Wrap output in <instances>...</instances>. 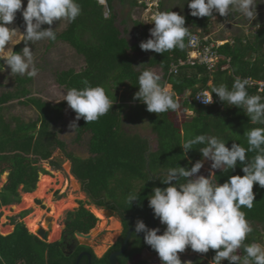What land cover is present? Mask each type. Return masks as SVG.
Masks as SVG:
<instances>
[{"label":"trees","instance_id":"1","mask_svg":"<svg viewBox=\"0 0 264 264\" xmlns=\"http://www.w3.org/2000/svg\"><path fill=\"white\" fill-rule=\"evenodd\" d=\"M78 0L82 8L81 15L74 22H67L66 28L57 34L55 41H49L50 46L56 41L68 43L84 59V67L80 71L67 69L56 74V82L65 90L83 88L85 79L91 86H102L112 100L113 106L109 112L97 121L87 124L84 119L78 122L76 141H81L84 135L88 138L90 156L86 159L66 151V144L59 138V132L53 129L64 116L66 102L52 104L33 95L32 78L16 75V85L12 92L0 95V176L9 171L8 182L0 192V208L20 201L19 188L23 186L26 193L36 189L41 170L37 164L50 160L56 149L66 153L72 162V173L82 183L86 195L99 207L118 210L120 215L135 227L136 221L143 220L152 228L150 218L151 208L148 197L155 187L166 188L162 183L163 175L171 167L182 166L190 170L197 161L204 158L195 145L187 154L184 153L182 140L196 135L207 134L216 136L227 143H240L248 147L245 132L254 127L264 125L253 124L243 109L227 105L213 93L214 103L211 106L198 105L194 100L199 91H210L215 86L226 84L231 88L235 78H251L264 81V25L250 41L235 39L234 43L219 46L217 53L223 56L215 72H210L205 66L180 67L177 74H171L173 64L187 58V42L198 33L201 38H207L212 31L209 17H194L189 12L185 17V27L190 36L185 37V48L174 49L163 54L152 51L146 60H140L142 53L140 43L149 37L150 29L141 21H134L133 29L126 26V21L118 22L115 13V3L134 9L139 0ZM145 8V5H142ZM161 11H172L160 3ZM105 13L108 18L105 19ZM125 26V27H122ZM43 28H47L45 25ZM133 41H131V36ZM208 43H213L208 38ZM25 44V43H24ZM23 46H16V52L22 51ZM259 55L255 60L246 59L250 52ZM2 63V62H0ZM229 67L224 70L223 67ZM159 68L162 71V82L172 86V92L186 110L193 115L183 123V134L176 126L175 118L169 117L172 111L153 114L147 111V106L134 99L139 91L138 76L145 69ZM231 70V73L229 71ZM213 77L214 85L208 83ZM125 92H124V91ZM123 92V94H121ZM250 95H260L257 86H248ZM121 94V95H120ZM18 101L23 106L33 107L38 112L34 121H25L20 117L6 114V105ZM7 115V116H6ZM147 119L152 131L158 137V149L149 156L152 149L149 138L137 131V124ZM125 123L133 125L127 130ZM177 123V122H176ZM135 129V131H134ZM256 153L249 152L251 159ZM60 168L57 162H51ZM243 164L238 162L235 169L218 170L213 179L216 183L227 182L230 176H243ZM137 181L136 185L130 183ZM139 182V183H138ZM181 182H184L181 180ZM147 183V184H145ZM173 183H176L175 181ZM116 185V187H115ZM136 193L138 200L130 204L127 197ZM255 201L252 209L242 207L246 219L253 227L245 243L262 244L264 239V188L258 184L253 187ZM122 199V200H121ZM22 217L26 215L21 214ZM14 231L7 236L0 234V264H76L75 258L70 262L62 254L61 243H45L31 234L26 226L12 219ZM97 218L83 206L69 213L66 231L71 234L89 233L95 228ZM156 228L163 231L166 226ZM126 227L127 226V222ZM143 234V233H141ZM129 249L119 258L120 264H142L135 262L136 256H141L147 244L137 234H133ZM144 236V234H143ZM216 250L210 249L207 257L214 258ZM244 257L243 248L238 250ZM182 261V260H181ZM94 264H109L105 260L95 259ZM182 264H186L182 261ZM191 264H207L202 258H196ZM222 264H229L228 260Z\"/></svg>","mask_w":264,"mask_h":264},{"label":"clouds","instance_id":"2","mask_svg":"<svg viewBox=\"0 0 264 264\" xmlns=\"http://www.w3.org/2000/svg\"><path fill=\"white\" fill-rule=\"evenodd\" d=\"M99 2L103 4L105 0ZM187 3L194 17L215 18L214 13L225 17L229 13H239L253 21L257 16L256 0H187ZM21 10L26 25L23 32L8 26ZM81 12L78 0H27L26 8L23 7V0H0V72L5 71L6 65L12 76L37 77L39 69L34 51L27 46L28 42L35 45L40 41H55L57 28L54 30L42 26H51L56 21L60 22L59 26L65 21L74 22ZM145 19L146 23L154 24V27L150 29V38L140 43L142 50L163 54L185 48V37L190 34L185 27L184 16L174 11H158L147 15ZM21 42L26 46L20 52L14 51V46ZM188 53L187 49V57ZM82 83L83 88H71L61 99L76 113L75 121L69 125L73 129L78 128L80 119H84L87 124L95 122L113 106L102 86H91L86 79ZM138 85L139 91L135 93L134 99L145 104L148 112L162 114L180 107L175 94L166 82H162L157 72L150 69L142 71L138 76ZM248 86V79L237 77L231 88L220 84L213 87L211 93L204 91L196 98L202 99L204 104H211L215 93L220 101L243 109L251 123L264 125V98L250 95ZM244 136L247 148L235 142L229 148L224 140L207 134L181 141L180 146L185 154L195 145H204L199 151L204 160L212 161L213 170L235 169L241 162L245 175L230 176L227 182L216 183L214 171L208 177L197 175L203 167V161H197L190 170L182 166L171 167L163 174L165 178L162 183L169 186L155 187L148 197L154 216L166 226L163 234H158L160 228H149L143 220L138 219L135 224V232L144 234V243L158 253L162 264H182L179 253L189 246L194 252L202 254L208 253L210 249L216 250L211 264H222L224 260H228L229 264H264V246L245 243L253 227L241 210L242 207L252 209L255 184L264 188V127H254L246 131ZM249 152L256 154L249 159L246 155ZM136 200L138 195L134 192L127 197L130 204ZM241 248L243 259L237 254Z\"/></svg>","mask_w":264,"mask_h":264},{"label":"rangeland","instance_id":"3","mask_svg":"<svg viewBox=\"0 0 264 264\" xmlns=\"http://www.w3.org/2000/svg\"><path fill=\"white\" fill-rule=\"evenodd\" d=\"M143 1L144 0H139V4ZM160 1L164 2L165 8L177 12L180 15L185 14L190 10L187 0ZM256 3L257 16L253 21L245 19L238 13L240 18L245 19V24H253L255 20H262L264 17V0H256ZM26 6L27 0H23V7L26 8ZM114 7L115 13L118 16V22L120 23L122 20H125L127 23L126 26L130 30L133 29L134 21H141L147 25L149 29H151L154 27V24L146 23L147 21L145 17L155 13L156 11H161L160 9H154L151 11L150 9L142 7L141 4L134 9H130L127 5H120L119 2H116ZM229 14L232 15V13ZM233 22L235 23L236 20ZM59 24L60 22L56 21L51 26L47 24H45V26L47 28L52 27L54 30L57 28V34H60L66 28L67 21L62 22L60 26ZM8 26L10 28H17L21 32L25 31L26 25L22 16V10L17 12L15 21ZM122 27L125 26L122 25ZM130 36L131 41H133L132 35ZM149 38L150 34L147 39ZM147 39L142 41H146ZM49 41L50 40L40 41L35 45H33L31 42H28L27 46L31 47L34 51L36 66L39 69L38 76L32 78L31 89L34 96L40 97L52 104H58L60 102H66L62 101L61 99L63 98V94L67 91L65 88L57 84L56 74L60 71L70 68L80 71L84 67L85 63L83 57L79 55L68 43L56 41L54 44H52V46H50ZM20 44H22L23 47L26 46L24 42H21ZM16 46L17 45L14 46L13 50H15ZM151 53L152 50H142V53L139 54L140 60H146L151 56ZM153 71L162 76V72L159 69H153ZM15 78L16 76L11 75L10 68L5 65V71L0 72V95L8 91L12 92L14 90L16 85ZM121 93L123 94V92ZM6 108L7 115L20 117L27 122L34 121L38 118V112L35 108L23 106L18 103V101L7 104ZM188 115L189 114L187 111L183 114L179 110L177 113L173 114L172 117L175 118L176 122L178 123V127H181V122L188 119ZM75 117L76 113L67 104L64 109L63 119L58 124L53 126V129L59 132V138L66 144V151L68 153H73L81 158L86 159L90 156L88 150L89 137L84 135L81 141L75 140L77 134L76 129L69 127V125L75 121ZM146 122L147 121L144 120L143 123L145 124L137 126V131L144 137L151 139L150 145L152 149L149 153V156H151L158 149V138L152 132L151 127ZM127 128L131 129V126H128ZM51 162L59 163L60 168L54 167ZM211 164V160H203V167L197 175H204L205 177H208L210 172L218 171L213 170L211 168ZM37 166L40 167L41 170H44V172L41 171L39 173L36 189L31 193H26L23 189V186H21L19 188L20 201L18 203L0 208V234L7 236L14 231L15 226L13 225L12 219L23 222L29 232L33 233L41 221L43 224H45L44 219L46 217H50L53 220V229L52 236L49 238V242L52 244L59 241L60 239V233L64 228L67 213L78 210L81 206H83L98 219L97 225L94 228L95 232L97 233L93 234V239L97 240V237H99V243L103 245H107L106 243L112 238L116 239L120 231L119 225L115 222L117 218L111 217L112 222L109 221L107 216L100 212L93 202L90 201L82 188L77 186L78 181L74 180V176L72 174V162L67 158L64 151L61 149H56L50 160L40 161ZM8 178L9 171H6L0 176V192L7 184ZM137 181L139 180H135L133 182L131 181L130 183L136 185ZM25 212L26 215L22 217L21 214ZM109 222L112 223L110 224V227L107 226ZM101 239H104V242H102ZM112 241H114V239ZM261 245L264 246V239L262 240ZM100 247H102V245ZM102 248H105V246ZM179 256L180 259L185 263L189 261L192 263L196 258H202L207 264H211V261L213 260L211 257H207V253L202 254L194 252L190 246L186 248L184 252L179 253ZM134 261L142 262V264H162L158 253L150 252H144L141 256L135 257Z\"/></svg>","mask_w":264,"mask_h":264},{"label":"flooded vegetation","instance_id":"4","mask_svg":"<svg viewBox=\"0 0 264 264\" xmlns=\"http://www.w3.org/2000/svg\"><path fill=\"white\" fill-rule=\"evenodd\" d=\"M74 180L75 181L77 180L78 183L81 184V188L84 191L82 183L75 176H74ZM90 201H92V200L90 199ZM94 205L102 213L104 211H113L114 212L113 215H111L110 217H107V218L109 219V221H111V217L117 218V220H115V222L117 224H120V226H121L119 234L117 235L116 239L115 238L110 239L111 241L109 240V242L106 243L107 245L100 244L99 243V241H100L99 237H97V240L93 239V235H91L92 234L91 231L89 233L85 234V235H91L90 239L79 238L77 236V233H79V232H75V234L73 235L70 232L66 231L67 221H68V218H69V213H73V212H75L77 210H75L73 212H68L67 215H66L64 228H63V230L60 233V239H59V241L54 242V243H61V251H62L63 256L65 257L64 259H67V261H66L67 263L70 262L71 259L76 257L75 258V263L76 264L77 263L78 264H89L90 260H91V264H94L95 259H97V260H105L106 258L108 260V263L111 264V256L112 255H116V257L118 259V262H119V258L122 256V254H124V252L127 251V249H129V245H130L131 241L133 240V236L132 235L133 234H137L136 232H132L131 236L129 237V239L127 241L129 230L131 228L135 229V227L132 226L133 223H129L128 221L124 220V219L128 220L129 217L126 216L124 218L123 216L120 215L118 210H113V209L105 208V207H99L96 204H94ZM152 211L153 210L151 209L150 213ZM46 218L44 219V221L46 220ZM156 219L157 218L155 217V220ZM157 220H158V222H157L158 226L160 227L161 223H160L159 219H157ZM51 222H53L52 219H51ZM125 222H127L128 228L126 227V223ZM110 224H112V223L109 222L107 226L110 227ZM38 225L43 226V222L41 221ZM96 225H97V223H96ZM92 230H94V229H92ZM158 234H162V230ZM137 235H139L144 240L143 234L140 233V234H137ZM98 236H100V235H98ZM113 239H114V241H112ZM126 241H127V246H126L125 250L122 252L124 243ZM102 242H104V239L102 240ZM101 245H102V247L105 246V248L100 247ZM120 252H122V254L118 255V253H120ZM144 252L149 253L148 247L146 248V250ZM89 256H90V258H89ZM136 257H138V256H136ZM119 264H120V262H119Z\"/></svg>","mask_w":264,"mask_h":264},{"label":"crops","instance_id":"5","mask_svg":"<svg viewBox=\"0 0 264 264\" xmlns=\"http://www.w3.org/2000/svg\"><path fill=\"white\" fill-rule=\"evenodd\" d=\"M214 16H215V18L211 19L212 31L209 33L207 38L211 39V41H213V42L219 43L221 46L226 44V43H228V42L234 43L235 39H237V38L243 39V42L250 41L248 39H251V41H252L253 40L252 37L255 36L257 34V32L259 31V29L261 28V26L264 25V17L262 18V20H257V21L255 20V22L253 24L252 23L245 24L244 23L245 19L244 18H240V16H238V13H232V15L228 14V16H226V17L225 16H221L218 13H214ZM234 20H236L235 23L233 22ZM251 57L253 58V60H255L257 57H259V55H255L254 51H252L246 57V59H250ZM224 59L225 58L223 56H220L219 63L222 60H224ZM228 67H229V65L223 67V69L226 70ZM154 69H159V68H154ZM229 73H231V70L229 71ZM208 85L209 86H213L214 85L213 77L209 81ZM168 86L170 88V91H172V86L169 85V84H168ZM208 92L211 93L210 91H208ZM213 101H214V98H213ZM178 103H179L180 107L176 111H172L171 114L169 115V117L171 118L173 116V114L177 113L180 110L183 114L187 111L188 114H189L188 116L190 118L193 115V112L190 111V110L184 109L183 106H182V101L181 100H178ZM188 119H186V120L181 122V127H178V123L176 124V122L174 121L176 126L178 128H180L181 135L183 134V130H182L183 123L185 121H187ZM143 120H146L147 121L146 123L151 127V125L149 124V121L146 118L143 119ZM141 122L138 123L137 125L140 126L142 124H145V123H143V121H141ZM128 126H131V129H133V127H134L133 125L125 123L124 127H126L127 130H131V129L127 128ZM135 129H137V128H135ZM151 130H152V127H151ZM150 140L151 139H149V141Z\"/></svg>","mask_w":264,"mask_h":264},{"label":"built area","instance_id":"6","mask_svg":"<svg viewBox=\"0 0 264 264\" xmlns=\"http://www.w3.org/2000/svg\"><path fill=\"white\" fill-rule=\"evenodd\" d=\"M99 1V0H98ZM160 0H144L140 2L141 5H145V8L150 9H159ZM104 5L106 4L103 3ZM158 12V11H156ZM220 44L213 42L208 43V38H201L199 34H193L187 43L188 57L184 60H180L178 63L172 65L170 73L177 74L180 67L184 66H205L208 71L214 72L217 69L220 56L217 53V49ZM249 86H257L258 90L262 92L264 90V81L256 82L251 78H248ZM204 91H199L194 100L198 105L201 106H210L211 104L202 103V99L196 98L197 95L201 94Z\"/></svg>","mask_w":264,"mask_h":264},{"label":"water","instance_id":"7","mask_svg":"<svg viewBox=\"0 0 264 264\" xmlns=\"http://www.w3.org/2000/svg\"><path fill=\"white\" fill-rule=\"evenodd\" d=\"M77 186H80L81 187V184L80 183H77ZM103 213L107 217H110L111 215L114 214L113 211H104ZM150 218H151V222H152V228H156V220H155V216H154V212L153 211L150 213ZM52 223L53 222H51V218L50 217H47L46 220H45V224H43V226H38L37 229L34 230V232H33L34 235L37 236L43 242L49 243V238L51 236V231L53 229ZM118 225H119V228H121L120 224H118ZM132 232H135V229L131 228L129 230V234H128L127 241L129 239V237L131 236V233ZM95 233H97V232H95V230H92V234L91 235H93ZM91 235H85V234H82V233H77V236L79 238H82V239H90L91 238ZM127 241L124 243L122 252L125 250V248L127 246ZM147 247H148V250H149L150 253H156V251H154L149 245H147ZM122 252L118 253V255H121ZM89 258H90V256H89ZM89 264H91V260H90ZM111 264H119L116 255H112L111 256Z\"/></svg>","mask_w":264,"mask_h":264},{"label":"bare ground","instance_id":"8","mask_svg":"<svg viewBox=\"0 0 264 264\" xmlns=\"http://www.w3.org/2000/svg\"><path fill=\"white\" fill-rule=\"evenodd\" d=\"M52 226H53V223H52ZM51 236H52V233H51ZM51 236H50V237H51Z\"/></svg>","mask_w":264,"mask_h":264}]
</instances>
